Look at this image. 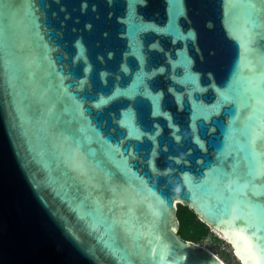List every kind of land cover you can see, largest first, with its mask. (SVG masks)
I'll return each instance as SVG.
<instances>
[{
	"label": "water",
	"instance_id": "obj_1",
	"mask_svg": "<svg viewBox=\"0 0 264 264\" xmlns=\"http://www.w3.org/2000/svg\"><path fill=\"white\" fill-rule=\"evenodd\" d=\"M178 204L264 264V0H0V264H225Z\"/></svg>",
	"mask_w": 264,
	"mask_h": 264
},
{
	"label": "trees",
	"instance_id": "obj_2",
	"mask_svg": "<svg viewBox=\"0 0 264 264\" xmlns=\"http://www.w3.org/2000/svg\"><path fill=\"white\" fill-rule=\"evenodd\" d=\"M176 217L178 220L177 234L183 240H190L198 243L201 242L206 236H212L214 239H219L210 231V228L204 222H202L187 206L178 204ZM227 257V254H224L222 258H220L225 264H230Z\"/></svg>",
	"mask_w": 264,
	"mask_h": 264
},
{
	"label": "rangeland",
	"instance_id": "obj_3",
	"mask_svg": "<svg viewBox=\"0 0 264 264\" xmlns=\"http://www.w3.org/2000/svg\"><path fill=\"white\" fill-rule=\"evenodd\" d=\"M210 231L213 234H215L219 239H214L212 236H206L201 242H198V243L205 245L213 253H215L219 258L220 257L222 258L224 254H227L228 256L227 258L230 264H240L236 256L233 254V251L230 245L226 243L217 232H215L212 229H210Z\"/></svg>",
	"mask_w": 264,
	"mask_h": 264
},
{
	"label": "bare ground",
	"instance_id": "obj_4",
	"mask_svg": "<svg viewBox=\"0 0 264 264\" xmlns=\"http://www.w3.org/2000/svg\"><path fill=\"white\" fill-rule=\"evenodd\" d=\"M219 234V233H218ZM221 237H223V235H221V234H219ZM204 247H206L205 245H203ZM207 248V247H206ZM232 249V248H231ZM208 250H210L209 248H208ZM211 251V250H210ZM235 251V250H234ZM234 254V253H233ZM235 255H236V257H238V259H240V257L238 256V254L235 252ZM219 258V257H218ZM241 260V259H240ZM243 263V262H242ZM244 264V263H243Z\"/></svg>",
	"mask_w": 264,
	"mask_h": 264
}]
</instances>
